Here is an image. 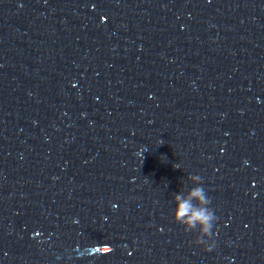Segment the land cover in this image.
I'll return each instance as SVG.
<instances>
[{
	"label": "water",
	"instance_id": "95a60500",
	"mask_svg": "<svg viewBox=\"0 0 264 264\" xmlns=\"http://www.w3.org/2000/svg\"><path fill=\"white\" fill-rule=\"evenodd\" d=\"M0 264H264V0H0Z\"/></svg>",
	"mask_w": 264,
	"mask_h": 264
},
{
	"label": "clouds",
	"instance_id": "9594fccd",
	"mask_svg": "<svg viewBox=\"0 0 264 264\" xmlns=\"http://www.w3.org/2000/svg\"><path fill=\"white\" fill-rule=\"evenodd\" d=\"M174 167L179 168V165L175 164ZM189 178L193 181H199V186L192 188L186 196L182 194L174 196L175 211L173 219L176 223L184 225L185 232L193 231L199 225L195 243L197 245H205L204 251L209 252L215 246L214 242L209 241L211 240L212 229L217 217L213 209L209 207L211 198L201 186L203 183L201 176L190 175Z\"/></svg>",
	"mask_w": 264,
	"mask_h": 264
}]
</instances>
